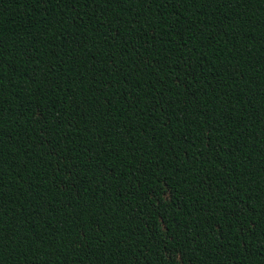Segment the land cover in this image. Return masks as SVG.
Returning a JSON list of instances; mask_svg holds the SVG:
<instances>
[{"label":"trees","instance_id":"trees-1","mask_svg":"<svg viewBox=\"0 0 264 264\" xmlns=\"http://www.w3.org/2000/svg\"><path fill=\"white\" fill-rule=\"evenodd\" d=\"M264 264V0H0V264Z\"/></svg>","mask_w":264,"mask_h":264},{"label":"snow or ice","instance_id":"snow-or-ice-1","mask_svg":"<svg viewBox=\"0 0 264 264\" xmlns=\"http://www.w3.org/2000/svg\"><path fill=\"white\" fill-rule=\"evenodd\" d=\"M183 2L184 0H181V3ZM179 260H180V264H184L183 257H180ZM60 264H65V261H61Z\"/></svg>","mask_w":264,"mask_h":264}]
</instances>
